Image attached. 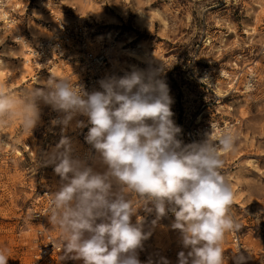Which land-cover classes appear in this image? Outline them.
I'll list each match as a JSON object with an SVG mask.
<instances>
[{"label": "rangeland", "instance_id": "obj_1", "mask_svg": "<svg viewBox=\"0 0 264 264\" xmlns=\"http://www.w3.org/2000/svg\"><path fill=\"white\" fill-rule=\"evenodd\" d=\"M0 5L16 19L14 24L0 21V82L8 91L42 88L52 77L72 81L78 64L36 69L15 40L48 37L57 20L86 18L94 47L113 46L109 56L117 77L135 68L167 84L172 119L184 144L191 127L204 140L233 132L235 150L220 153L222 174L234 193L230 211L241 225L244 264H264V0H0ZM39 108L31 133L16 122L0 128V249L8 250V264H51L35 257L40 228L60 233L49 222V210L42 220L35 219L61 183L55 166L45 161L62 136L69 138L77 157L87 148L83 138L91 125L86 117L62 130L52 124L62 113L42 102ZM78 120L84 126H77ZM135 206L131 222L139 218L151 235L131 255L139 264H178V254L189 249L172 228L174 215L157 220L150 203ZM223 247L226 264H235L226 256L228 234ZM58 263L83 260L62 251Z\"/></svg>", "mask_w": 264, "mask_h": 264}, {"label": "clouds", "instance_id": "obj_2", "mask_svg": "<svg viewBox=\"0 0 264 264\" xmlns=\"http://www.w3.org/2000/svg\"><path fill=\"white\" fill-rule=\"evenodd\" d=\"M99 85L101 90L89 93L52 77L42 88L13 93L0 82V128L16 122L31 133L41 102L62 113L52 121L62 130L80 116L91 125L85 137L93 150L91 163L74 155L67 136L45 161L61 178L49 202V222L59 229L61 250L83 264H139L131 253L151 235L139 218L131 222L142 201L153 205L157 220L174 215L172 228L189 249L178 254V264H226V234L241 225L230 211L234 193L222 174L220 151H234L238 137L225 131L217 140L209 134L184 144L172 119L168 86L151 72L134 68ZM237 259L243 264L245 258ZM8 260V250L0 249V264Z\"/></svg>", "mask_w": 264, "mask_h": 264}, {"label": "built area", "instance_id": "obj_3", "mask_svg": "<svg viewBox=\"0 0 264 264\" xmlns=\"http://www.w3.org/2000/svg\"><path fill=\"white\" fill-rule=\"evenodd\" d=\"M0 17L2 22L4 21L8 24L16 23V19L10 17V13H3L1 6ZM15 41L24 47L25 54L28 57L27 62L36 69L53 68L59 62L62 64H78L79 74L71 82L82 86L89 93L94 90H101L100 80L116 76L109 56V50L113 46L109 49V44L100 43L101 46L98 49L94 47L95 41L91 37L90 26L86 18H78L73 21L57 20L48 37L30 41L29 38L22 36L16 38ZM87 132L88 130L83 138L87 144L86 151L78 157L91 163L93 150L85 140ZM185 137L188 144L204 141L202 132L195 127L188 128L185 132ZM47 210H49V204L47 209H43L42 212H35V219L42 220ZM169 215L173 214L169 212ZM37 233L41 237V243L35 257L51 264H59L58 256L63 251L60 247V233L54 235L45 228H40ZM228 236L230 238V247L226 256H230L235 264H238L237 258L243 256L245 258L244 264L247 249L242 241L240 232L230 233Z\"/></svg>", "mask_w": 264, "mask_h": 264}, {"label": "bare ground", "instance_id": "obj_4", "mask_svg": "<svg viewBox=\"0 0 264 264\" xmlns=\"http://www.w3.org/2000/svg\"><path fill=\"white\" fill-rule=\"evenodd\" d=\"M6 1L8 2V1H10V0H6ZM3 5L5 6V4H3ZM3 5H0V6H3ZM82 19H84V18H82ZM144 51H145V50H144ZM146 51H147V50H146ZM146 51H145V53H146ZM147 54H148V52H147ZM144 55H146V54H144ZM225 123L228 125V122H227V121H226ZM228 126H229V125H228ZM228 126H226V128H227ZM223 152H224L223 150L220 151V153H223Z\"/></svg>", "mask_w": 264, "mask_h": 264}, {"label": "crops", "instance_id": "obj_5", "mask_svg": "<svg viewBox=\"0 0 264 264\" xmlns=\"http://www.w3.org/2000/svg\"><path fill=\"white\" fill-rule=\"evenodd\" d=\"M28 64H29V62H28ZM57 64H59V63H57Z\"/></svg>", "mask_w": 264, "mask_h": 264}]
</instances>
